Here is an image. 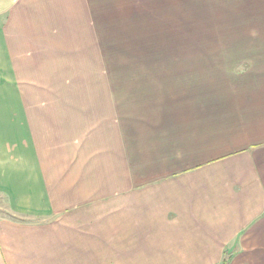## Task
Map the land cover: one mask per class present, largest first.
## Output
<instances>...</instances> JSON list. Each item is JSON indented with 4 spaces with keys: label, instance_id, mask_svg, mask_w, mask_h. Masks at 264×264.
Instances as JSON below:
<instances>
[{
    "label": "crops",
    "instance_id": "obj_1",
    "mask_svg": "<svg viewBox=\"0 0 264 264\" xmlns=\"http://www.w3.org/2000/svg\"><path fill=\"white\" fill-rule=\"evenodd\" d=\"M0 211V264H264V0H0Z\"/></svg>",
    "mask_w": 264,
    "mask_h": 264
},
{
    "label": "rangeland",
    "instance_id": "obj_2",
    "mask_svg": "<svg viewBox=\"0 0 264 264\" xmlns=\"http://www.w3.org/2000/svg\"><path fill=\"white\" fill-rule=\"evenodd\" d=\"M236 58H239V57H236ZM248 58H250V57H248ZM0 213H1V211H0ZM1 214H3V213H1ZM5 215L9 219H15V220H18V221H24V222L28 223L27 219H22L21 220L20 217L17 214L13 213V212L9 211L8 213H5ZM82 218H83V216H82ZM85 219H87V226L88 227H94V225H95V214H94V212H92V211L87 212V216L85 217ZM82 227H83V224H82ZM237 241H238V239H237ZM226 254L227 255H225L224 264H230L237 257L236 247L226 249ZM237 259H238L237 261L235 259L236 262H234V264L240 263V258L237 257Z\"/></svg>",
    "mask_w": 264,
    "mask_h": 264
}]
</instances>
